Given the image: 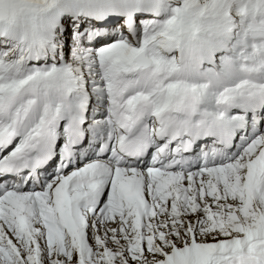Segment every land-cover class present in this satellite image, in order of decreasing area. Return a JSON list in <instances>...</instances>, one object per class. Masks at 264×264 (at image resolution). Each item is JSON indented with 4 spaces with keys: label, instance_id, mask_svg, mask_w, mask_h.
Listing matches in <instances>:
<instances>
[{
    "label": "snow or ice",
    "instance_id": "1",
    "mask_svg": "<svg viewBox=\"0 0 264 264\" xmlns=\"http://www.w3.org/2000/svg\"><path fill=\"white\" fill-rule=\"evenodd\" d=\"M0 264H264V0H0Z\"/></svg>",
    "mask_w": 264,
    "mask_h": 264
}]
</instances>
